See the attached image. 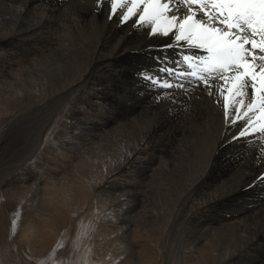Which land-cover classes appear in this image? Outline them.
<instances>
[{
    "label": "bare ground",
    "instance_id": "obj_1",
    "mask_svg": "<svg viewBox=\"0 0 264 264\" xmlns=\"http://www.w3.org/2000/svg\"><path fill=\"white\" fill-rule=\"evenodd\" d=\"M50 1L52 2V0H28L27 4L22 5L21 0H0V130L6 132L7 129L16 128L22 134L26 133L32 154L28 152L27 155L31 156L34 161H36L35 159L39 161L30 160L20 169L18 176L22 180L18 188L16 187L15 192L17 193L15 195H8L10 191L7 189L0 196V261L6 260L8 262L10 260V263L12 261L15 264L16 259H20L23 261L19 262L20 264H48L51 263L52 259L54 260V258L51 259V255L57 256L62 253L66 259L69 256L68 253L71 252L70 250L78 248V245H80H77V240L85 243L84 246L78 248L80 250L77 251V254L81 256L82 252L85 251L92 258V263L122 264L126 261V253L129 251L116 255L115 253H118L120 249H115V247L119 240L125 239L130 242V247L135 252L136 248H139L138 243L143 244L137 253L142 257L141 262L136 264H164L162 263L163 260L167 261L168 258L165 250L166 243L169 244L173 236L180 235L174 229L181 228L184 231V225H193V221H195L197 223L193 226L196 232H203L195 241L190 238V242H193V244L189 247L195 248L193 251L195 257H192L194 255L188 251L189 247L187 249L183 247V250L180 249L182 250L180 256L182 259L191 260L190 264H235L237 257L241 260H249L250 264H264V243L262 242L264 233L260 235L262 239L258 236L247 247L246 252L244 249L233 247L229 243V234L232 231L233 236L236 237L238 234V231H236L239 228L238 220L228 223V225L220 223L223 226H218V228L214 226V230H210L207 213L211 207L210 204L216 201L215 198H210V200L206 198L200 204L198 202V205L190 207V215L186 219L183 218L184 220L181 219V222L179 220L182 214L181 216L178 214L179 206L182 213L190 203L192 198L189 194L192 191V194H194L204 186L207 188L210 186L209 184L216 182L211 177L210 167L213 165L214 156L219 146H224L225 140L229 143L234 139V146L236 147L242 145V141L252 142L258 146L255 141L264 144L263 140L258 139L257 134H250L249 138L248 136L240 137L242 121L226 124L222 111V98L218 95H208L203 87H198L196 83V92L191 93V96H189L193 97L190 103L186 97L189 95L187 92L186 95H184L185 92H182L180 95L175 96V99L178 98L176 101L180 103L175 115L171 111L173 108L169 107L174 103L172 96L171 100L160 101L162 105H167L162 106L164 107L163 112L172 113L174 117L189 112L188 116L192 117L193 126L187 125L189 128H184V132L186 130L188 133L183 137L181 136L182 140L179 141L180 144L182 143L181 151L170 152L168 144H159V142L157 143L158 146L150 149L151 139L146 133L147 129L154 125V119L150 117H147L151 119L150 121H145V123L142 121L143 127L139 126L141 124L139 119L132 124L123 125L120 123L114 125V122H111L112 124L108 123L105 126L100 122L103 114L101 109L98 111V108L102 107V94L103 91L105 94L107 86L102 85L100 80H97L98 85H87V82L83 80L87 65V59L83 56L84 43L80 39L72 42L71 37H78L82 34L84 18L98 16L102 12V15L104 12L107 15V13H110V5L107 0H101L100 3L97 0H61L60 2L63 1V3L59 8L58 4H55V6ZM56 1L58 0L53 3H58ZM23 13L28 14L29 23L26 28L21 29V27H18V17ZM133 19L137 22V19ZM97 21L99 23V20ZM141 26L138 29L153 34L150 28ZM145 27L147 26L145 25ZM84 30L87 34L86 28ZM104 34L105 32L102 35L105 36L107 33ZM113 34L111 33V35ZM58 35H61V37L59 36V38ZM106 41L108 40L106 39ZM32 43L34 44L31 48L29 46ZM170 43L166 44L169 45ZM167 45H156L149 52H159L164 48L166 49ZM184 50L183 52H185ZM110 51L112 53L115 50L113 48ZM43 52H47L49 55L46 56L47 54L45 55ZM134 52L135 50H131L127 54L133 58ZM112 55L114 56V54ZM123 56L115 55L110 61H98L96 70L98 72L101 70L99 74L102 76L106 74H102V68L107 70V68L114 67L119 77H121L122 73L128 70V67L124 66L127 60ZM109 63L112 64V67H106ZM18 67L20 70H18ZM147 72L152 74L151 71ZM145 91L147 90L145 89ZM192 91L194 90L192 89ZM159 94L157 97H159ZM97 111L98 113H96ZM176 128L178 130L175 131L182 133L181 125H177ZM160 131L162 134L164 128H161ZM157 134L155 136H161ZM155 136L151 138L153 139ZM123 146L127 147V150L120 149ZM106 151L108 152L105 156L106 161H104L103 155ZM154 152H159V157L155 156ZM99 161L102 164L100 165L101 170L97 167ZM143 163L146 164V167L138 166L139 164L142 166ZM102 168L106 170L104 171ZM129 173L133 174L135 178L140 177L142 181L139 183L132 181L125 184L123 174L127 177ZM14 176L16 177L15 174ZM231 177L233 176L231 175ZM145 181L146 183L149 182L150 188H152L149 194L150 198L140 193L129 194L125 192L122 195H116V192V194L113 193L119 188L123 190L124 187H127L129 190L130 188H143L147 194L149 187L145 185ZM227 183L230 182L227 181ZM137 184H139L138 187H136ZM249 185L251 186V184ZM211 188L213 190L215 187ZM230 191L232 192V190ZM216 193L221 196L226 195V192L224 193L219 189ZM39 194L41 195V197L39 196L40 200H36L35 198ZM139 206H142L147 214V216L145 215L146 225L138 222L139 226H144V230L134 229L132 223L137 222H134L133 219L121 217L123 216L121 215L123 210L135 211ZM117 208H120V211ZM28 210H31L32 216L27 214L26 211ZM154 210H160L161 212L156 213L153 212ZM200 212L202 218L197 219ZM159 214H161V217L158 216ZM248 215L250 214L248 213ZM248 215L245 217L249 218ZM258 215H254L255 217L252 215L253 218L250 215L248 222L252 224L264 221V217ZM10 217L15 221L13 228H8L11 222ZM245 217H242L243 220L246 219ZM155 219L160 222L162 231L157 240L152 233L153 231L149 230V225L152 226L151 224L156 222ZM248 222H246L247 225ZM138 225L136 224V226ZM82 227H85V229ZM190 230L193 229L190 228ZM254 231L256 232V230ZM241 236L243 235L241 234ZM135 238L138 243L134 240ZM181 238L188 237L184 233ZM58 240H62L60 244L56 243ZM225 243L227 246L221 248L220 246ZM86 245L87 249L85 248ZM3 251L6 253L3 254ZM107 252L113 253L110 254L109 260L107 259L109 256ZM234 252L240 255L235 256ZM178 253L180 254V252ZM246 253L251 254V256H246ZM46 255L45 259H41ZM48 257H50V261H48ZM27 259H30V261Z\"/></svg>",
    "mask_w": 264,
    "mask_h": 264
},
{
    "label": "rangeland",
    "instance_id": "obj_2",
    "mask_svg": "<svg viewBox=\"0 0 264 264\" xmlns=\"http://www.w3.org/2000/svg\"><path fill=\"white\" fill-rule=\"evenodd\" d=\"M60 1L61 0L56 1L58 3H53V2H55V0L54 1L52 0V2L51 1L50 2L52 4H54V5L58 4L59 8H61L60 6L62 5L63 1L62 2H60ZM21 2H22L21 3L22 5L25 4V3L27 4L28 0H25V1L21 0ZM58 5H57V7H58ZM171 6L176 7V5H174V4L171 5ZM102 13H100L98 16H91V18H84L83 27H82V34L80 36H78V37H76V36H72L71 37V41L72 42H74L75 40H79L80 39V41H82V43H84L83 44V49H84L83 56L86 57V59H87V65H86V69H85V72H84V79L83 80L85 82H87V85H89V84L98 85V81L97 80H100L102 85L107 86V89L105 90V94H104V91H103V94H102L103 95L102 107L98 108V111H99V109H101L102 110V114H103V118H102V120L100 119V122L102 124H104L105 126L108 123L112 124L111 122H114V125H116V124L118 125L120 123H122L123 125H127V123L128 124L135 123V121H138V119H139L140 123L142 124L143 122L145 123V121H150L151 120L150 118H152V119H154L153 123H154L155 126L151 125L152 127L150 126L149 129H147V132H146L147 136H149V138L151 139L150 149L155 148L154 146H158L157 143L159 142V144L160 143L161 144H164V143L168 144L169 151L171 150L170 152H173V151L175 152V150L176 151H181L182 149L180 147L182 146L181 145L182 143L180 144L179 141L182 140V137L187 135V133H188V131H186V130H185L186 133L184 132V128L185 129L189 128L188 126H193V124H192V117L188 116L189 112H185L182 115H180L179 117H174L175 113L177 112L178 108L180 107V103H178L176 101V99H178V98L175 99V96L180 95L182 92H185L184 95H186V92H187V94H189V95H187L186 97H187V100L190 103V101L193 98V97H189V96H191L190 94L191 93L193 94L194 92H196L195 83L189 82L187 80H181L178 77H168L165 73H162L160 71V69L165 67V66H167L169 68H173L174 70H176L178 72L179 71H185L186 70V63H181L183 61V57L185 55H188V56H203V55H206V53H204L203 50L190 49V48H188L185 45L179 44L178 42L175 41L174 36H172V35L162 36V35H159V34H152V35H151V33L148 34L146 31H144L142 29H138L139 26L142 27L141 24L138 22L139 20H137V22H136L132 18L133 20L129 19L126 22H121L120 17L117 18L119 15H117V16L116 15H110V13H107V15H106V12H104V14L102 15ZM115 17H116V20H115ZM96 19L99 20V23H97L98 21ZM28 23H29L28 14H25V13L20 14L19 17H18V27L19 28L21 27V29L22 28L24 29V28L27 27ZM116 23H117L118 28L116 26ZM118 23H119V25H118ZM6 24H8V23H6ZM145 25L147 27H145ZM145 25H143V28H148V29L150 28V27H148L150 25H147V24H145ZM84 28H86L87 34H86ZM105 28L108 29V30H106ZM96 30H97V32H96ZM127 30H129V31H127ZM99 32L102 33V34L105 32V34L107 33L108 36H106L107 34L106 35L104 34L105 36H103ZM96 33L98 34V36H97ZM111 33L112 34L114 33L115 35L113 34L114 35L113 36V35H111ZM99 34H100V36H99ZM137 35H138V38H137ZM143 35H145V36L143 37ZM59 36L61 37V35H58V37ZM112 36H113V39H112ZM123 36H124V38H123ZM151 36H153V37H151ZM147 37H148V39H147ZM75 38H77V39H75ZM142 38L145 39V40H143ZM149 38H150V40H149ZM106 39L108 41H106ZM114 39H115V41H114ZM135 39H137V40H135ZM169 40H171V41H169ZM172 41H173V43H172ZM134 42H137V43L135 44ZM145 43H146V45H145ZM158 43L161 44V45H164V46L167 45L166 43H170V44L167 45L166 49L164 48V50H161L159 52H149V51L153 50L156 45H159ZM33 44L34 43H32L29 47L32 48ZM110 44H111V46H109ZM114 44H115V46H113ZM118 45H119V49L117 50ZM140 45H141V49H140ZM89 46L90 47L92 46V48H90ZM112 46H113L115 51L111 53L110 50H113ZM152 46H153V48H151ZM131 50H135L133 58L130 57L127 54V53H130ZM183 50L185 52H183ZM106 51H107L108 54L106 53ZM43 53L45 55L47 54L46 56L49 55V53H47V52H43ZM118 53H120V54H118ZM112 54H114V56ZM115 55L116 56H118V55H122L123 56L124 55L123 57H125V59L127 60L125 62V64H124V66L126 68L128 67L127 69L129 71L125 70V72L122 73L123 75L121 77H119V74H118V72L116 71V69L114 67L113 68H107V70L102 68V74H105V73L106 74L101 76L99 74V72H101V70H99V72L96 70V63L98 61H100V60L110 61L111 59H113V57H115ZM110 66L112 67L111 63H109L108 66H106V67H110ZM89 67H91V68H89ZM108 69H109V71H108ZM18 70H20L19 67H18ZM135 70H136V72H135ZM147 71H151L152 74H149ZM142 72L146 73V74H148L150 76H155L157 79H168V80H170V82H172L174 84H183L184 85V87H183L184 90H182L183 88L163 89V88H160V87H156L149 80H146L144 78L145 74H143ZM87 73H89V74H87ZM85 74H86V76H85ZM127 76H129V77H127ZM99 77H101L102 79L99 78ZM105 77H106V79H104ZM116 84H117V86H116ZM138 89H140V91H138ZM142 89L144 91L146 89L147 91H145V92H148V93H145ZM187 89H189V90L187 91ZM192 89L194 91H192ZM190 90H191V92H190ZM158 94H159V97H157ZM171 96L173 97L172 100L174 101V103H172V105L169 106V107L173 108V110H171V111L174 112V115L172 113L168 114L167 112H163L164 107H162V106H167V105H162L160 103V101H165L166 102L169 99L171 100ZM256 96L257 97L259 96V92L256 93ZM152 98H154V99H152ZM151 100H153V101H151ZM204 102H206V101H204ZM98 111L96 113H98ZM148 113H149V115H148ZM152 113H153V115H151ZM168 116H169V118H168ZM147 117H150V118H147ZM190 119H191V122H190ZM104 121H106V122H104ZM196 121L198 122V119ZM168 122H170V123H168ZM189 122H190V124H189ZM141 124L139 126L143 127L144 125L143 124L141 125ZM177 125H181V129H183L182 133L181 132L179 133V132L175 131V130H178L177 129L178 127L176 128ZM150 128H154L155 130L154 129H150ZM161 128H164V132L162 134H161V131H160ZM156 134L157 135H161V136H155ZM164 134H166V136H164ZM153 136H155V137L152 139L151 137H153ZM257 136H258V139H262L258 134H257ZM162 137H163V139H162ZM166 137H169V138L167 139ZM249 137L250 136H248V138ZM28 140H29V138H28L27 134L26 133L22 134L21 131H19L16 128H10L9 130L7 129L6 132H3L2 130H0V196H2L3 195V191H5L7 189L10 191L8 195H12L13 196V194L15 195L17 193V192H15L16 187L18 188V186L21 184L20 181L22 180V178L20 176H18V172H20V169L22 167H24L23 166L24 164H27L26 162H29L30 160L34 161V159H32L31 156L29 157L27 155L28 152H30V149H31V145H29V141ZM163 140H164V142H163ZM249 140H252V139H249ZM168 142H170V143H168ZM227 142L225 140L224 146H219V149H218L216 155L214 156V160H213V163H212L213 165H211V167H210L211 177L213 178L214 182L216 181L215 182L216 184L215 183H212L213 185L209 184L210 186H208L207 188L204 186L203 187L204 189L202 188L199 192H194V194H192V192H193L192 191L189 194V196L192 198L190 200L191 204L189 203L187 205V207L185 205L186 209L184 207L185 211H183L182 213L180 211V206L178 208L179 209V213L178 214L180 216L182 214V216L180 217L179 222H181L182 220L186 219L190 215V213H189L190 207L198 205L197 204L198 202L200 204L206 198H207V200H210V198H215L216 201L212 202L210 204L211 207H210V209H208V213H207V216L209 218L208 226H209L210 230H214L215 227L218 228V226H223L225 224L228 225V223H231V222H233L235 220H238L239 228L236 229V231H238V234L235 237V236H233V233H232L233 231H232L230 234H231V236H232V238L234 240L231 238V236L229 234V238H230L229 239V243L233 247L244 249L246 251L247 247L249 245H251L253 243V241L257 239L258 236L260 237V235H262L264 233V228H263L264 225H260V224H264L263 220L259 221L258 223L254 222V223H252L253 225L248 222V220L250 219V215H251V218H253L254 215H258V213H259L258 216L261 215V217H264L263 216L264 215V212H263L264 211V185H262V184H264V180H263L264 179V174H263L264 173L263 172L264 171V160L260 159V154H261L260 148L262 147V144H259L258 142L255 141V143L258 144V146H256L252 142L242 141V145H240L239 147L238 146L236 147V146H234V144H235V140L234 139H232V141L229 142V143H227ZM263 142H264V140H263ZM225 148H227L228 150L230 149L231 152H230V150L228 151ZM235 148H236V150H235ZM239 148H240V150H239ZM120 149L125 151V150H127V147L123 146ZM247 149L248 150L250 149V150L248 151ZM156 150H158V149L156 148ZM107 152L108 151H106L104 153V155H103L104 161H106L105 156H106ZM233 152H234V154H233ZM220 153H221V155H220ZM30 154H31V152H30ZM154 155L159 157L160 153L159 152H154ZM248 156H250V157H248ZM25 159H27V160H25ZM35 160L36 161H34V162H39L38 159H35ZM257 161H258V163H257ZM254 162L257 163V164H255ZM97 164H98V166H97ZM97 164H96V166L101 170V166H100V165H102L101 162L99 161V162H97ZM145 165L146 164L143 163L142 166L140 164L138 166L144 168V167H146ZM243 167H245V168L242 169ZM102 169L104 171L106 170L105 168H102ZM260 173H262V174H260ZM14 174L16 175V177L14 176ZM245 174H247V175H245ZM255 174L256 175L258 174V175L256 176ZM231 175L233 177H235L234 178L235 180L233 179V177H231ZM133 176H134L133 174L129 173V176L125 177V175L123 174V182L125 184H127V183L132 182V181L133 182L136 181L135 183H137V182L139 183L140 181H142L140 179V177L135 178V176L134 177ZM246 176H247V178H246ZM118 178H120V176H118ZM126 178H127V180H126ZM144 178H146V177H144ZM226 180L228 182H230V183L228 184ZM147 181H148V179H147ZM246 182H247V184H246ZM225 183H226V185H225ZM243 184H246V185H243ZM249 184H251V186ZM138 185L139 184H137L136 187H138ZM145 185H147L149 187V190H148L149 192H147V194H146V192L144 191L143 188L142 189L141 188H132L133 190L130 188V190H129L127 187H124L123 190H121L119 188L120 190L117 189V190L113 191V193L114 194L117 193L116 195H122L125 192L129 193V194L130 193H134V194L135 193H140L141 195H145V196H148V198H150L151 196L149 194L152 191V188H150L149 182L146 183V181H145ZM222 185H223V187H222ZM211 187H215V188L212 190ZM134 189H136V190H134ZM218 189L220 191H223L224 193L226 192V195L225 196H221L220 194L216 193ZM243 189H244V191H243ZM126 190H128V191H126ZM230 190H232V192ZM228 191H229V193H227ZM260 193H262L263 195L260 194ZM210 194H212V195H210ZM39 196L41 197V195L39 194V195L36 196L35 199L36 200H40ZM257 197H259V198H257ZM148 198H145V199H148ZM237 200H239V201H237ZM192 202H194V203H192ZM141 208H142V206H139V207H137L135 209V211H130V212L123 210V213L121 214V215H123L121 217H124L125 219H129L130 218V220L133 219L134 222H137V223H132V227L134 229L137 228L138 230L139 229L144 230V226H139L138 222H140V223H142L144 225H146V222H147V220L145 221V215L147 216V214L145 213L146 210H144V208H142V209ZM117 209H118V211H120V208H117ZM26 212H27L28 215L30 214L32 216L31 210H28ZM153 212L158 213V212H161V211L160 210H154ZM247 212L250 215H248ZM156 213H153V214L155 215ZM247 215H248L249 218H246ZM158 216L161 217V214H159ZM158 216H157V218H159ZM199 216L197 217V219L198 218H202L201 212H200ZM241 216L243 218L246 216L245 217L246 219L243 220V218ZM154 218H155V216H154ZM13 220L14 219L10 217V221L11 222L9 221L10 222V226L8 228H13L15 226V221H13ZM155 220H156V222H154L155 224L152 223L151 224L152 226L149 225V230L153 231L152 233L155 235V239L157 240L159 238V236L162 234V231H161L160 222L157 219H155ZM241 220H242V222H241ZM245 220H247V221H245ZM193 222H194L193 225L195 223H197L195 221H193ZM246 222H248V225L246 224ZM220 223H222L223 225H221ZM244 223H245L246 226L244 225ZM136 224L138 226H136ZM193 225H190L191 227L189 225H184L183 226L184 231H182L181 228L180 229L179 228L174 229V231L179 232L180 235L173 236L171 238L170 243L169 244L166 243V245H165L166 249L165 250H166V254H167L168 258L166 256V258H167L166 260L167 261L163 260L162 263H164V264H166V263L167 264H183V262H184V264H190L191 260L182 259V257L180 255H181V252L183 250V247L187 249L189 246H192L193 242H190V238L192 239V241H195L196 238L199 237L201 233H203V232H198L197 233ZM261 226H263L262 227L263 230H262ZM187 227L188 228L190 227L193 230H190V228L188 229ZM195 227H196V225H195ZM254 227H256V228H254ZM82 228L85 229V227H82ZM186 228L188 229V231H187ZM83 229H82V231H83ZM254 230H256L257 233ZM184 233L186 234V236L188 238H185V239L181 238ZM211 234H213V233H211ZM241 234L243 236H241ZM156 236H157V238H156ZM237 236H238V238H237ZM247 238H249V239H247ZM260 238L262 239V237H260ZM129 240H131V239H129ZM134 240L137 241L136 238ZM61 241L62 240H60V241L58 240L56 243L60 244ZM218 242L220 243L219 240H218ZM262 242L264 243V238L262 239ZM76 243H77V245L80 244V245H78V248H80V246H84V244H85L84 242H82V241L78 242L77 240H76ZM129 243L130 242L128 240H125V239L119 240V243H117V246L115 247V249H120V250L118 251V253H115V252L114 253L116 255H118L119 253L122 254V253H125V252L129 251V252L126 253V256H127L126 257V261L122 262V264H124V263L125 264H136V263L141 262L140 259L142 257L139 254H137V253L139 252L138 250H139V248L141 246H143V244L142 243H138V241H137L139 248H136V252H135L134 249H131ZM223 246L226 247L227 246L226 243L224 245H221L220 247L224 248ZM78 248H72L70 250L71 252L69 251L70 252V253H68L69 256H67L66 259L64 258L63 254L59 253V252H57V253H59L58 254L59 256L58 255L57 256L56 255H53V256L51 255V259L54 258L55 261L52 259L51 263L49 262L48 264H63V263L64 264H94V263L91 262L92 258H90L89 254L86 253L85 251H83L82 255L79 256L77 254L78 253L77 251H79L80 249H78ZM85 248L87 249V245L85 246ZM126 248H127V250H126ZM173 249H174V251H173ZM180 249H182V250H180ZM189 249H191V250H189ZM194 249L195 248L189 247L188 251H190V253L193 254ZM177 251L180 252V254ZM4 253H6V252L3 251V254ZM107 254H109V256L107 257V259L109 260L110 254L112 255L113 253H111V252L108 253L107 252ZM234 254H235V256L240 255L237 252H234ZM193 255L194 256H192V257H195V254H193ZM245 255L246 256H251V254H248V253H246ZM46 257H47V255L45 257L41 258V259H45ZM59 257H61V258H59ZM49 259H50V257H48V261H50ZM16 260L18 261V264H20L19 262L22 261L20 259L19 260L16 259ZM27 260L30 261V259H27ZM9 261L10 260H8V262L6 260L5 261L1 260L0 264H8V263L9 264H13L12 261H11V263ZM17 261H15V264H17ZM53 262H55V263H53ZM235 264H250V262H249V260H241V259H239L237 257V260H236Z\"/></svg>",
    "mask_w": 264,
    "mask_h": 264
},
{
    "label": "snow or ice",
    "instance_id": "obj_3",
    "mask_svg": "<svg viewBox=\"0 0 264 264\" xmlns=\"http://www.w3.org/2000/svg\"><path fill=\"white\" fill-rule=\"evenodd\" d=\"M107 2L110 15H119L121 22L135 18L150 25L153 34L172 35L181 45L203 50L206 55L183 57L185 71L167 66L160 71L218 95L226 124L242 121L240 137L258 134L264 140V0ZM144 78L163 89L184 87L148 74ZM260 159L264 160V144Z\"/></svg>",
    "mask_w": 264,
    "mask_h": 264
}]
</instances>
